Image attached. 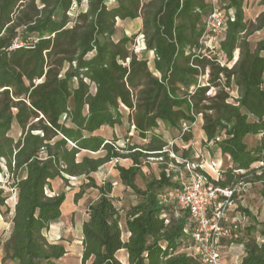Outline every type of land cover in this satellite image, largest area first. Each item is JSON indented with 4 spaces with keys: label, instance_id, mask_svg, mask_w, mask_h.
<instances>
[{
    "label": "trees",
    "instance_id": "1",
    "mask_svg": "<svg viewBox=\"0 0 264 264\" xmlns=\"http://www.w3.org/2000/svg\"><path fill=\"white\" fill-rule=\"evenodd\" d=\"M109 1L0 0V161L16 191L10 210L0 184V211L6 208L1 215L11 213L0 246L16 264H56L66 255L62 244L44 236L61 218L66 199L50 193V182L79 178L75 202L86 190L96 191L80 223V264H121V250L127 264H197L176 253L191 239L188 214L175 217L174 204H162L161 193L179 186L180 170L168 167L184 165L171 155L189 161L199 119L204 146H213L228 163L218 179L199 166L195 173L221 189L264 184V37L250 42L264 34V0L253 20L244 13L247 0H220L225 20L218 52L203 45L211 0ZM136 19L152 70L130 47L134 37L113 39L117 21ZM210 89L215 91L208 95ZM123 108L129 132L141 142L126 137L120 146V138L99 133L122 126ZM13 124L17 140L8 135ZM160 125L187 148L169 145L155 131ZM123 159L129 164H115L118 179L137 199L124 211L115 206L113 182L93 178ZM151 160L164 166L140 189L134 180ZM237 238L231 241L245 252L239 264H264V220L253 221Z\"/></svg>",
    "mask_w": 264,
    "mask_h": 264
},
{
    "label": "rangeland",
    "instance_id": "2",
    "mask_svg": "<svg viewBox=\"0 0 264 264\" xmlns=\"http://www.w3.org/2000/svg\"><path fill=\"white\" fill-rule=\"evenodd\" d=\"M259 0H247V3L244 8V13L246 14V18L248 20H253L262 8L258 4ZM109 6L115 5L111 0L108 2ZM140 21H117L116 23V35L113 37L114 40L120 39L121 36L126 35L128 37H134V43L130 46L134 49V52L139 56H143L149 63L148 67L152 70V53L143 54V50L141 47L140 41ZM264 34L258 32L250 38V42L254 44V42L262 39ZM209 43V45H212ZM235 56V55H234ZM234 59V57H233ZM233 62L229 65H232ZM207 76L202 78V83L206 84ZM215 89H210L208 95L213 94ZM231 97L236 98L235 91L231 92ZM123 112V121L122 126L115 127L114 129L103 128L99 131V133L104 137L116 136L120 138L118 144L122 146L126 137H131L129 143H137L141 142L134 132H129V124L127 121V110L122 109ZM198 119L200 117H197ZM157 133H162L169 141V145L175 144L179 150L186 149L187 146H181V143L174 139L173 135H171L168 130L160 125V127L155 130ZM20 134L19 128L16 124H13L11 131L9 132V136L15 140L18 139ZM193 140L190 143L191 145V153L189 157V162L199 165V168L203 170L208 176H213L218 169L224 167L228 161L222 158L219 155L217 149H215L211 145L204 146V136L201 134V121L200 119L196 122V124L192 127ZM180 154V153H179ZM172 156V155H171ZM176 162L180 164L181 160L174 156ZM124 166L128 167L129 162L126 160H121L119 162H111L108 163L104 168L99 170L94 174L93 178L96 182L102 183L103 181H112L113 182V195L115 196V206L123 211L130 205L135 204L137 199L132 192L123 187L121 182L118 179V172L116 171V166ZM141 174H138L135 178V184L140 189H145L146 182L150 181L151 178L158 177L159 170L161 166H164V162H160L158 160H151L146 163H142ZM259 166V164L254 167ZM0 168L3 171L0 173V184L1 187L5 190L7 195L6 205L7 208L12 210L16 203V191L11 188V174L3 168V162L0 161ZM180 170V176H184L185 172L182 168H177L174 165L169 166L168 169ZM214 169V171L212 170ZM175 180L174 178H172ZM51 183V194L65 195L66 199L64 204L61 207L62 216L59 220L55 221L50 225V229L48 232H44V236L48 242H57L62 244L65 247L66 255L60 259L56 264H80V253H81V227L80 223L86 219V206L87 204L94 200L96 197V191L94 190H86L78 202L74 201V195L77 194L80 190V187L83 183L81 178L79 179H69L68 182H61L59 180H53ZM167 192L165 190L163 193ZM162 194V193H161ZM219 203L223 201V199L218 200ZM231 205H229L224 212V221L223 227H229L233 225H237V229H235L234 233L236 237L239 239L244 238L246 233V228L253 223V221L258 222L264 220V184H243L240 186L235 195L231 200ZM175 208V207H174ZM6 208H2L0 211V243L6 240V237L9 234L10 230V217L11 213H7L6 217H3L1 213L5 212ZM246 217L244 220V224H237L233 220L238 217ZM122 225V240H125L126 237V229L125 225H123V220H121ZM255 237L257 235L255 234ZM237 238V239H238ZM236 239V240H237ZM258 239V237H257ZM235 244L237 242L233 240ZM230 240H222L220 243L219 251L221 252V256L223 260L227 263H231L234 261L236 257H238V252H235L229 248ZM239 244V243H238ZM0 264H16L9 259L4 258L3 251L0 246Z\"/></svg>",
    "mask_w": 264,
    "mask_h": 264
},
{
    "label": "built area",
    "instance_id": "3",
    "mask_svg": "<svg viewBox=\"0 0 264 264\" xmlns=\"http://www.w3.org/2000/svg\"><path fill=\"white\" fill-rule=\"evenodd\" d=\"M211 4L212 11L205 23L207 35L204 38L203 45L212 51L218 52V43L223 39L225 14L220 10V0H211ZM213 41L214 43L209 45ZM217 55L219 56V53ZM236 60L235 54L234 61ZM261 88L264 90V82ZM189 128V126L183 125L182 131H188ZM180 164L184 165L185 175L180 177L179 186L161 194L162 204H174L175 217L184 214V212L188 214L185 232L191 239L187 246L177 250L176 253H186L197 264H229L223 260L219 245L223 239H230L231 241L232 238H237L234 233L237 225L223 227V221L224 212L231 205V200L239 186L232 189L215 187L209 184L202 175L195 173V164L185 160H182ZM212 170L214 171L213 168ZM219 171L220 169L209 177L218 179ZM220 199H223L221 203L218 201ZM244 220H246V217L239 216L233 221L243 225ZM229 245V248L238 252L239 255L230 264H239L245 255L243 245L235 244L233 241Z\"/></svg>",
    "mask_w": 264,
    "mask_h": 264
},
{
    "label": "crops",
    "instance_id": "4",
    "mask_svg": "<svg viewBox=\"0 0 264 264\" xmlns=\"http://www.w3.org/2000/svg\"><path fill=\"white\" fill-rule=\"evenodd\" d=\"M136 20H139L140 21V19H136ZM140 26H141V21H140ZM201 134H202V132H201ZM203 136H204V134H203ZM127 237H128V233L126 232L125 240L127 239ZM116 255H117V258H118V260H119V262L121 264H127V255H126V252L125 251L121 250V251L117 252Z\"/></svg>",
    "mask_w": 264,
    "mask_h": 264
}]
</instances>
